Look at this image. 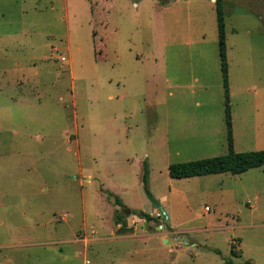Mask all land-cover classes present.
<instances>
[{
    "label": "rangeland",
    "instance_id": "rangeland-1",
    "mask_svg": "<svg viewBox=\"0 0 264 264\" xmlns=\"http://www.w3.org/2000/svg\"><path fill=\"white\" fill-rule=\"evenodd\" d=\"M223 4L235 149H264V0ZM227 151L215 0H0V264H264V165L169 174Z\"/></svg>",
    "mask_w": 264,
    "mask_h": 264
},
{
    "label": "trees",
    "instance_id": "trees-1",
    "mask_svg": "<svg viewBox=\"0 0 264 264\" xmlns=\"http://www.w3.org/2000/svg\"><path fill=\"white\" fill-rule=\"evenodd\" d=\"M217 13L218 28V44L221 58V70L223 76V85L225 89V121L227 126V144L228 151L222 155L208 156L200 159L173 162L169 165V174L172 178L192 177L205 174H214L222 172H230L232 174H240L248 169L264 165V149L237 151L234 145L233 123L230 104V90L228 81V61H227V45H226V29H225V11L223 0H215ZM148 176V167L144 163L143 180L146 181ZM110 196L114 194L109 193ZM118 205L123 206L122 199L114 196ZM144 217L150 220L153 217L149 213H145ZM125 214L119 212L116 217V223L124 221ZM233 255L239 256V253L233 248ZM226 264H244L236 262L233 259H226Z\"/></svg>",
    "mask_w": 264,
    "mask_h": 264
},
{
    "label": "water",
    "instance_id": "water-1",
    "mask_svg": "<svg viewBox=\"0 0 264 264\" xmlns=\"http://www.w3.org/2000/svg\"><path fill=\"white\" fill-rule=\"evenodd\" d=\"M147 194H148V197L150 198V200L152 201V203H154V205H155V207L157 209L162 207V205L154 198V196L150 192H147ZM125 213L128 215V214H131L132 211H131V209L126 208L125 209ZM145 213H146L145 211H142L141 212V215H145Z\"/></svg>",
    "mask_w": 264,
    "mask_h": 264
},
{
    "label": "built area",
    "instance_id": "built-area-1",
    "mask_svg": "<svg viewBox=\"0 0 264 264\" xmlns=\"http://www.w3.org/2000/svg\"><path fill=\"white\" fill-rule=\"evenodd\" d=\"M150 214V213H149ZM151 215V214H150ZM160 214H157V216H159ZM153 217V215H151ZM167 213L165 211L162 212V216H160V218H162L161 220L158 221L159 227L160 228H166L168 226L166 220H167Z\"/></svg>",
    "mask_w": 264,
    "mask_h": 264
},
{
    "label": "crops",
    "instance_id": "crops-1",
    "mask_svg": "<svg viewBox=\"0 0 264 264\" xmlns=\"http://www.w3.org/2000/svg\"><path fill=\"white\" fill-rule=\"evenodd\" d=\"M205 175H206V174H205ZM200 176H202V175H200ZM125 209H126V208H125ZM125 209H124V210H125ZM131 211H132V210H131ZM145 212H146V211H145ZM107 224H108V225L110 224V221H109V219H108V223H107Z\"/></svg>",
    "mask_w": 264,
    "mask_h": 264
}]
</instances>
